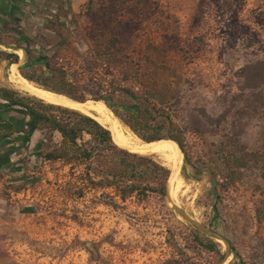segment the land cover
Here are the masks:
<instances>
[{"label":"rangeland","instance_id":"1","mask_svg":"<svg viewBox=\"0 0 264 264\" xmlns=\"http://www.w3.org/2000/svg\"><path fill=\"white\" fill-rule=\"evenodd\" d=\"M147 2L13 0L0 25V44L12 49L0 53L18 59L11 66L0 57L3 86L32 107L35 99L88 115L23 79L21 73L49 76L41 64L22 68L28 59L46 58L50 70L78 84L83 101L91 100L82 104L98 103L92 97L113 86L137 96L169 89L174 98L163 107L167 120L161 119L159 136H178L184 153L150 147L104 106L107 117L94 119L125 143L130 134L146 147L131 152L178 167L165 196L120 201L85 180L89 168L77 155L69 163L44 160L61 137L42 128L38 151L22 152L0 170V264H264V167L258 158L264 152V0ZM118 33L127 43L108 52L105 41ZM113 99L118 106L132 103L120 94ZM158 100L155 107L162 109ZM155 157L149 158L170 173ZM234 157L244 165L232 176ZM91 166L100 170L96 162ZM172 206L229 247L182 220ZM213 243L216 251L204 248Z\"/></svg>","mask_w":264,"mask_h":264},{"label":"trees","instance_id":"2","mask_svg":"<svg viewBox=\"0 0 264 264\" xmlns=\"http://www.w3.org/2000/svg\"><path fill=\"white\" fill-rule=\"evenodd\" d=\"M144 4H148L147 0H145ZM147 16L148 14H146ZM117 37L113 36L105 41V48L108 52L121 42L127 43V39L121 37L119 33ZM20 40L26 46L29 44V41L24 37H20ZM27 54L29 55V52ZM0 57L13 61L10 64L16 63L18 59L16 55H6L5 53H0ZM98 57L103 59L101 55ZM108 58H110V61L114 65H119L120 58H117L114 54L109 53ZM31 64H41L45 69L50 71V75L47 77L42 75V77L35 78L32 75L20 72L24 80L52 94L63 96L73 101H83L84 97L78 84L68 80L66 74L60 70H50L46 58L28 59L22 68H26ZM140 77L141 75H137V78ZM117 94L126 96L132 103L124 106L116 105L113 98ZM156 97L159 98L158 102L161 104L162 109H156L154 103ZM173 98L174 94L169 89L162 90L161 92L155 91L152 94L146 91L141 96H137L131 89L120 86L110 87L108 90L97 93V95L95 94L92 97L94 100L100 99L105 101L106 106L114 113L116 118L145 144L156 146V148L174 146L179 153V149L184 153L178 136L173 134L164 137L159 136L164 124V122H161V119L167 120L163 107L169 108V100ZM0 100L5 102V108L18 107L25 111L28 121L26 123V130L23 132V141L28 142L33 133L40 131L42 128H47L50 132H56L60 135L61 142L59 146L47 152L43 156L44 160L69 163L71 156L77 155L83 164L86 163L85 165L89 168L87 173L83 175L85 180L89 181L90 184H97L105 189L112 190L120 201H125L132 196L145 198L149 193L166 195L165 186L169 178V170L152 158H149L155 156L145 157V155L131 152L129 150L130 147L128 148L129 145L127 146L128 143L126 142V144L123 138H120L116 132L106 128L93 117L69 109L67 110L66 108L61 109L63 107H54L56 105L51 106V104L41 102V100L30 99L36 103L37 108H35L30 106L25 101L27 99L20 97L15 91L6 89H0ZM98 103L105 106L101 102ZM119 109H122L123 112L120 113ZM50 110L60 111L61 114L59 116L48 114L47 111ZM114 144L126 151L117 148ZM155 158L161 161L164 166L169 167L166 162L157 157ZM258 158L261 166L264 167V152ZM92 162L98 164L99 171L92 168ZM232 163L230 173L233 176L239 172L240 168H243L241 166L244 165V162L240 157H234ZM169 169L172 170L170 167ZM95 178L99 181L95 182ZM172 178L173 183L175 176ZM169 198L170 200L172 199L171 193H169ZM204 248L211 252L216 251L214 243L204 245ZM234 255L236 258H239L235 252Z\"/></svg>","mask_w":264,"mask_h":264},{"label":"crops","instance_id":"3","mask_svg":"<svg viewBox=\"0 0 264 264\" xmlns=\"http://www.w3.org/2000/svg\"><path fill=\"white\" fill-rule=\"evenodd\" d=\"M13 0H0V25L5 24L7 11L11 8ZM0 48L12 49L9 45L2 43ZM17 51V49H15ZM5 61L0 63V74ZM12 66V64H10ZM0 75V80H1ZM0 89H8L0 83ZM13 91V90H11ZM5 102L0 100V170L7 171L14 158L22 152L38 151L40 147V132H34L28 142L23 141V132L26 130L28 117L25 111L18 107H4Z\"/></svg>","mask_w":264,"mask_h":264},{"label":"bare ground","instance_id":"4","mask_svg":"<svg viewBox=\"0 0 264 264\" xmlns=\"http://www.w3.org/2000/svg\"><path fill=\"white\" fill-rule=\"evenodd\" d=\"M17 81V80H16ZM24 86V85H23ZM35 93H37L38 95H43V92L37 90L36 88L32 89ZM46 95V94H45ZM54 96V95H53ZM49 98L51 100H53L54 102H57L61 105H64V106H67V107H70V108H74V109H78V110H81L82 112L92 116V117H96V118H105L107 117V113H109L106 108L102 105V104H98V103H87V104H79V103H75L71 100H68L66 98H62L61 96L60 97H51L49 96ZM110 119V118H109ZM98 120V119H97ZM118 137V136H117ZM119 138V137H118ZM120 139V138H119ZM121 140V139H120ZM122 141V140H121ZM139 141V140H138ZM123 142V141H122ZM126 142L128 143L129 145V149H132L133 151H137V152H144L146 147L145 146H142L140 144H138L136 142L135 139H133L130 134L129 136L126 137ZM140 142V141H139ZM124 143V142H123ZM142 143V142H141ZM125 144V143H124ZM150 147H153L155 148L156 146H150ZM158 149H162V148H158ZM180 183L177 185V191L179 190L180 188ZM182 186V185H181Z\"/></svg>","mask_w":264,"mask_h":264},{"label":"water","instance_id":"5","mask_svg":"<svg viewBox=\"0 0 264 264\" xmlns=\"http://www.w3.org/2000/svg\"><path fill=\"white\" fill-rule=\"evenodd\" d=\"M23 62H24V58L20 59V61H19L17 64H14V67H15V68H14V70L11 69V75H13V73H15V72L17 71V68H18L19 66H21ZM71 101H73V100H71ZM87 101H91V100H87ZM73 102L82 104L83 102H86V101H83V102H80V101H73ZM93 102H94V101H93ZM96 102H101V103H103V104L106 106L105 101H103V100H98V101H96ZM51 106H52V105H51ZM55 107H58V106H55ZM106 107H107V106H106ZM59 108H61V107H59ZM63 109H64V108H63ZM169 141H170V140H169ZM172 142H173V141H172ZM173 143H174V142H173ZM114 145H115V144H114ZM115 146H116V145H115ZM116 147H117V146H116ZM177 147H178V146H177ZM117 148H119V147H117ZM119 149L124 150V149H122V148H119ZM178 149H179V148H178ZM124 151H126V150H124ZM179 151H180V153H181V150H180V149H179ZM127 152H128V151H127ZM129 153H130V152H129ZM177 170H178V167H177L176 163L172 164V170H170L169 178H168V181H167V188H169L170 180H171L172 177H174V176L176 175ZM172 208H173L174 212L176 213V215H177L178 217H180L182 220H184L185 222H187L188 224H190L191 226H193V227H194L195 229H197L199 232H201L202 234L208 236L209 238H212V239H215V240H218V241H222V242L224 243V245H225L227 248L229 247V246H228V243H227L222 237H220L218 234L213 233L212 231H210L209 229H207L205 226H203V225H201V224H199V223H197V222H194L193 220H191L190 218H188V217L184 214V212H183L182 210L176 208L175 206H172Z\"/></svg>","mask_w":264,"mask_h":264}]
</instances>
